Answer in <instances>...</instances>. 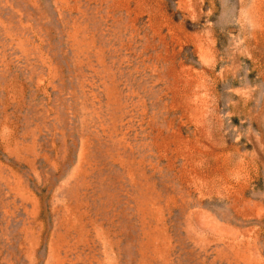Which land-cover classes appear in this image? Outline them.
Segmentation results:
<instances>
[{
	"label": "rangeland",
	"instance_id": "374dc122",
	"mask_svg": "<svg viewBox=\"0 0 264 264\" xmlns=\"http://www.w3.org/2000/svg\"><path fill=\"white\" fill-rule=\"evenodd\" d=\"M0 264H264V0H0Z\"/></svg>",
	"mask_w": 264,
	"mask_h": 264
}]
</instances>
